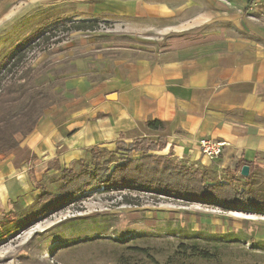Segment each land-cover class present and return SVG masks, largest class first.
<instances>
[{"label": "crops", "instance_id": "0c3cea01", "mask_svg": "<svg viewBox=\"0 0 264 264\" xmlns=\"http://www.w3.org/2000/svg\"><path fill=\"white\" fill-rule=\"evenodd\" d=\"M68 2L75 5L69 21H118L135 34L157 33L158 45L164 43L155 49L67 42L63 59L72 70L58 73L59 98L33 133L17 135V148L0 153V201L21 196L27 160L47 169L58 148L113 150L139 137L161 139L162 153L189 166L221 174L245 160L263 170L264 0ZM63 64L35 83L54 81ZM149 120L165 127L153 129ZM202 137L226 142L223 154L204 156Z\"/></svg>", "mask_w": 264, "mask_h": 264}, {"label": "rangeland", "instance_id": "374dc122", "mask_svg": "<svg viewBox=\"0 0 264 264\" xmlns=\"http://www.w3.org/2000/svg\"><path fill=\"white\" fill-rule=\"evenodd\" d=\"M68 1L0 0V56L36 31L42 22L49 23L38 35L30 37L19 51L24 52L22 64L31 69L35 79L46 74L49 68L64 63L54 72L56 83L50 88L51 103L59 98L54 91V87L62 83L58 73L72 70L69 61L63 59L69 56L63 52L67 42H78L83 38L94 44L155 49L164 43L163 39L158 45L161 39L157 33L135 34L126 24L118 21H96L99 23L97 30L67 32L63 27L73 22L66 18L71 15L67 12L75 10V5ZM49 32L56 35L45 39ZM156 148L154 153L164 154L163 143L159 142ZM123 151L120 149L106 156L118 159V154L120 156ZM85 152L58 148V154L53 155L47 169L27 160L24 164L26 187H22L21 196L16 201L11 198L5 201L1 196L0 218L13 208L30 213L36 208L37 198L44 190H58L64 169L78 171L81 160H90L88 149ZM132 155L138 156L137 151ZM165 155L174 162L184 163L177 161L172 154ZM249 185L264 192V167L254 171ZM11 190L12 187L9 192ZM126 197L130 202L126 201ZM2 202H5L4 205ZM2 206L4 209L1 212ZM81 218L92 219L82 223L79 221ZM72 223L79 224V227H73ZM167 224H173V229L191 230L196 233L193 239L199 238L201 243H206V238L211 239L210 234L221 236L231 232L240 236L228 244H220L219 258L187 259L184 264H264V209H223L150 191L104 187L85 190L56 210L37 216L27 226L1 241L0 264H171L170 258L180 249L183 239L167 232ZM77 229L80 231H74ZM220 238H216L217 243H222Z\"/></svg>", "mask_w": 264, "mask_h": 264}, {"label": "trees", "instance_id": "16d2710c", "mask_svg": "<svg viewBox=\"0 0 264 264\" xmlns=\"http://www.w3.org/2000/svg\"><path fill=\"white\" fill-rule=\"evenodd\" d=\"M48 24L42 22L36 31L0 56V153H7L20 145L17 135L26 137L33 133L45 109L51 105L50 88L56 83V79L47 86H38L34 81L35 74H31V69L22 64L24 52L19 51ZM63 28L67 32L97 30L99 23L75 21ZM46 35L44 38L50 39L56 34L49 32ZM147 125L153 129L165 127V123L160 120H149ZM159 142L162 143L161 139ZM158 143L151 138L143 137L128 143L119 141L115 150L96 145L90 147L88 149L90 160H81L78 171L73 168L64 169L61 172V185L58 190L56 192L44 190L37 198L36 208L30 213L13 208L3 214L4 216L0 218V242L27 226L37 216L56 210L85 190L99 187L150 191L200 201L223 209H264V192L249 185L256 168L255 164L238 160L233 168L220 174L214 170L174 162L165 154L154 153ZM159 148L161 149V146ZM120 149L124 150L120 156L118 154L120 158L106 156L107 153L112 154ZM135 151L138 156L132 155ZM244 165H249L251 169L246 177L239 172ZM126 199L130 202L127 197ZM89 219L92 218H81L79 221L85 223ZM172 225L167 224L166 231L181 236L183 240L180 241V249L171 256V264H184L187 259L215 260L221 253L220 244H228L240 237L239 234L231 232L221 236L210 234L211 239L206 238V243H201L199 238L193 239L196 233L189 229L187 231L173 229ZM72 226L79 227V224L74 223ZM217 237H222V243L216 242Z\"/></svg>", "mask_w": 264, "mask_h": 264}, {"label": "built area", "instance_id": "2783aa9c", "mask_svg": "<svg viewBox=\"0 0 264 264\" xmlns=\"http://www.w3.org/2000/svg\"><path fill=\"white\" fill-rule=\"evenodd\" d=\"M226 144L222 140L210 137H202L198 140L200 151L211 160L217 159L223 154Z\"/></svg>", "mask_w": 264, "mask_h": 264}, {"label": "water", "instance_id": "95a60500", "mask_svg": "<svg viewBox=\"0 0 264 264\" xmlns=\"http://www.w3.org/2000/svg\"><path fill=\"white\" fill-rule=\"evenodd\" d=\"M240 173L242 176H245V177L248 176L250 173V166L249 165L242 166Z\"/></svg>", "mask_w": 264, "mask_h": 264}]
</instances>
